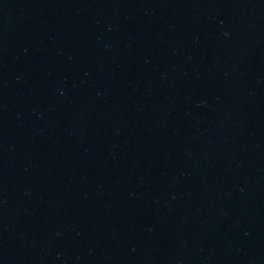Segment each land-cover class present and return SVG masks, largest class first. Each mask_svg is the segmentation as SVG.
<instances>
[{
	"label": "water",
	"instance_id": "water-1",
	"mask_svg": "<svg viewBox=\"0 0 264 264\" xmlns=\"http://www.w3.org/2000/svg\"><path fill=\"white\" fill-rule=\"evenodd\" d=\"M0 264H264V0H0Z\"/></svg>",
	"mask_w": 264,
	"mask_h": 264
}]
</instances>
